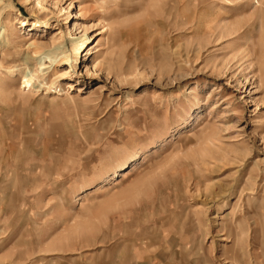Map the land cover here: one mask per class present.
Wrapping results in <instances>:
<instances>
[{"label": "rangeland", "instance_id": "obj_1", "mask_svg": "<svg viewBox=\"0 0 264 264\" xmlns=\"http://www.w3.org/2000/svg\"><path fill=\"white\" fill-rule=\"evenodd\" d=\"M0 264H264V0H0Z\"/></svg>", "mask_w": 264, "mask_h": 264}, {"label": "bare ground", "instance_id": "obj_2", "mask_svg": "<svg viewBox=\"0 0 264 264\" xmlns=\"http://www.w3.org/2000/svg\"><path fill=\"white\" fill-rule=\"evenodd\" d=\"M26 24H27L26 21L21 22L22 27H25ZM81 48H83V43H81V44L79 45V50H80ZM79 50H78V51H79ZM80 51H81V50H80ZM78 54H79V53H78ZM27 84H28L27 81L24 80V81L22 82V84H21V88L26 87Z\"/></svg>", "mask_w": 264, "mask_h": 264}]
</instances>
